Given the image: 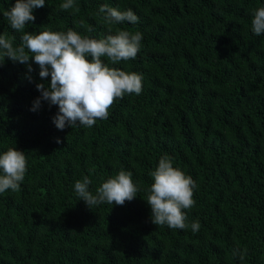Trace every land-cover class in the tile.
Returning a JSON list of instances; mask_svg holds the SVG:
<instances>
[{
    "label": "trees",
    "instance_id": "obj_1",
    "mask_svg": "<svg viewBox=\"0 0 264 264\" xmlns=\"http://www.w3.org/2000/svg\"><path fill=\"white\" fill-rule=\"evenodd\" d=\"M63 2L45 0L25 30L100 39L102 5L131 9L138 22L112 34L141 32V49L110 67L140 74L142 92L117 98L90 128L59 130L58 106L31 110L50 76L0 55V154L16 148L27 161L19 190L0 193V264H264V34L251 30L264 0H74L67 11ZM14 3L0 0V34L18 46L3 17ZM165 154L198 186L185 210L195 233L150 220L149 173ZM120 170L132 172L136 198L91 209L79 200L77 180L87 176L95 195Z\"/></svg>",
    "mask_w": 264,
    "mask_h": 264
},
{
    "label": "clouds",
    "instance_id": "obj_2",
    "mask_svg": "<svg viewBox=\"0 0 264 264\" xmlns=\"http://www.w3.org/2000/svg\"><path fill=\"white\" fill-rule=\"evenodd\" d=\"M44 6L45 0H15L14 5L3 12V17L13 30L21 33V42L14 46V37L0 34V55L4 60L7 58L13 63L27 65L29 72L32 70L31 63H35L40 68L41 80L50 76V83L36 84L41 95L33 101L31 110L39 109L43 100L49 106H58L59 110L52 118L57 129L78 125L90 128L98 119L108 118V109L117 98L122 99L126 94H141L140 74L110 67V64L134 60L141 49V32L118 29L112 34L114 25L138 22V16L131 9L120 11L102 5L98 14H103L109 34L95 39L82 36L71 28L66 32L26 31V25L36 19L33 10ZM73 7L74 0H65L59 6L64 11ZM251 30L257 36L264 34V7L254 10ZM102 58H107L108 63ZM28 79L31 82L32 77ZM56 142L61 143V140L57 138ZM26 170L23 151L9 147L0 154V193L19 190ZM132 175L131 171L120 170L114 177L103 181L95 195L89 191L91 180L85 176L82 181L75 182L74 191L90 209L105 202L111 206L114 203L123 206L125 201L136 198L140 191ZM149 175L153 183L147 189L144 200L151 208V222L157 226L167 225L170 229L184 230L190 226L194 233L199 231L198 222L186 223L185 210L195 205L193 195L198 187L193 178L174 167L172 158L167 154L159 158L158 166ZM246 251L236 249L233 255L243 260Z\"/></svg>",
    "mask_w": 264,
    "mask_h": 264
}]
</instances>
